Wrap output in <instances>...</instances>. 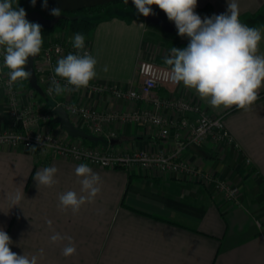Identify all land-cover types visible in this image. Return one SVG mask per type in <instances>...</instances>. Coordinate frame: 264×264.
Instances as JSON below:
<instances>
[{
    "label": "crops",
    "instance_id": "1",
    "mask_svg": "<svg viewBox=\"0 0 264 264\" xmlns=\"http://www.w3.org/2000/svg\"><path fill=\"white\" fill-rule=\"evenodd\" d=\"M114 1L118 2L116 10L124 14L100 20L85 37L90 54L98 61V75L91 82L136 87L140 83L136 68L141 60L165 65L164 58L170 55V49L185 48L189 39L175 37L155 42L159 32L147 28L149 21L138 12L132 0L127 5L123 0H47V7L44 0H36L44 15H50L53 8L70 11ZM228 2L231 0H197L195 12L203 19L211 18L226 13ZM236 2L241 23L261 29L264 37V0ZM151 7L153 15L168 20L158 6ZM42 36L47 38L43 33ZM258 54L264 55V38ZM104 66L107 72L102 70ZM18 91L25 102H35V107L41 109L66 98L103 111L131 110L143 105L116 99L109 93L94 95L83 88L53 99L37 93L27 80L18 85ZM170 92L198 105L210 116L221 115L231 143L207 137L202 144L186 146L179 154L190 166L236 183L239 201L228 202L212 186L168 172L97 168L86 163L100 176V191L94 200L73 214L60 209L58 198L68 190L81 194L75 168L85 162L54 156L38 148L2 145L0 229L13 241L11 251L37 255L38 264H264L263 232L253 221V218L259 219L264 224V87L248 111L236 107L213 109L194 90L182 84ZM156 93L166 95V90ZM5 98L0 86V129L9 125ZM196 115L187 116L195 120ZM70 121L84 131L79 121L74 118ZM49 127L54 134L74 140L64 134L59 123L51 121ZM109 130L116 133L108 144L116 151H172L181 142L172 133L167 139L159 138L150 125L116 122ZM104 144L100 139L95 145ZM52 166L58 169L57 183L51 188L38 186L33 179L35 173ZM16 191L22 199L18 206L11 208L7 195ZM48 221L52 222L51 227ZM56 233L71 237L76 248L74 255H62L69 243L67 239L55 244L50 242Z\"/></svg>",
    "mask_w": 264,
    "mask_h": 264
},
{
    "label": "clouds",
    "instance_id": "2",
    "mask_svg": "<svg viewBox=\"0 0 264 264\" xmlns=\"http://www.w3.org/2000/svg\"><path fill=\"white\" fill-rule=\"evenodd\" d=\"M31 3L35 6L36 0ZM123 3L127 5L128 0ZM132 3L145 17L153 14L152 5L158 6L168 20L174 22L178 35L189 39L185 48L172 47L170 55L164 58L167 79L194 90L213 109H251L264 87V55L258 54L264 37L261 29L241 23L236 0L228 2L226 13L204 19L195 12L197 0H132ZM44 7H47V0H44ZM61 11V8H53L50 14L59 17ZM26 16L25 9L19 4L14 6V0H0V56H3L0 72L8 69L9 88L15 84L22 86V82L30 78L31 73L25 70L28 59L38 56L43 46L41 26L29 22ZM72 45L76 52L67 54L56 63L49 95L62 96L68 91L87 88L98 75V61L85 50L84 34L75 33ZM102 70L107 72V66ZM56 77L64 83L61 84ZM71 107L75 108V105ZM57 172L54 166L44 167L35 173L33 179L38 186L51 188L57 183ZM75 175L79 178L81 194L68 190L58 198L60 209L70 210L73 214L95 199L101 182L100 176L86 163L76 166ZM21 199L19 191L7 195L11 208L18 206ZM253 221L264 231L259 220L253 218ZM51 223L48 221L49 227ZM65 239L69 243L63 248L62 255L70 257L76 253L71 237L56 233L50 237V242L55 244ZM12 244L10 236L0 229V264H38L37 255L17 254L11 251ZM39 255H43V249Z\"/></svg>",
    "mask_w": 264,
    "mask_h": 264
},
{
    "label": "built area",
    "instance_id": "3",
    "mask_svg": "<svg viewBox=\"0 0 264 264\" xmlns=\"http://www.w3.org/2000/svg\"><path fill=\"white\" fill-rule=\"evenodd\" d=\"M58 35L54 39L48 36L44 38L41 53L33 59L38 85L42 88L44 96L53 99L57 96L49 95L48 89L52 83L56 63L66 54L76 52L70 32L62 31ZM85 50L90 53L86 44ZM2 65L3 56H0V67ZM166 68V65L144 59L136 68L140 81L136 87L126 88L117 84L90 82L87 88H83L94 95L109 93L119 100L143 103L142 106L131 110L117 111H103L87 105L82 106L68 98L57 101L52 107L44 109L35 107V102H25L19 95L20 84L8 87L6 74L8 69L5 68L0 72V86L5 91L9 125L0 129V146L8 145L29 150L38 148L49 151L54 156L85 162L97 168L125 170L140 168L146 173L168 172L172 176H181L187 181L212 186L214 190L222 193L225 200L236 203L239 201V186L236 183L205 173L198 167L190 166L180 157L179 153L184 147L200 145L207 137H212L216 142L227 140L229 143L232 142V138L223 127L221 115L210 116L198 105L171 95V89L177 88L180 84H173L165 77ZM56 79L60 80L59 77ZM60 82L64 83L63 80ZM161 89L166 90V95L156 93ZM58 105L66 110L69 118L79 121L87 133L100 137L105 144L88 145L80 138L71 142L54 134L49 124L55 118L53 110ZM72 105H75V108H72ZM189 113L197 114L195 120L187 116ZM116 122L150 125L156 129L159 138L167 139L172 133L174 138L182 143H178L172 151L159 149L154 153L145 150H112L108 144L116 133L110 131L109 126ZM245 161L247 164L250 163L249 159ZM260 224L264 226L261 221ZM262 232L264 236V231Z\"/></svg>",
    "mask_w": 264,
    "mask_h": 264
},
{
    "label": "trees",
    "instance_id": "4",
    "mask_svg": "<svg viewBox=\"0 0 264 264\" xmlns=\"http://www.w3.org/2000/svg\"><path fill=\"white\" fill-rule=\"evenodd\" d=\"M20 7L25 9L26 13L30 11H38L42 14L39 9V5L36 2L35 6L32 5L31 0H19ZM118 2L114 1L104 6H90L81 7L70 11H61V16H63L58 23L52 28H42L41 31L44 34H50L56 30L68 31L71 34L77 32L84 34L88 37L93 29L96 27L97 23L105 18H111L114 16L123 15L124 12L116 10ZM44 15V14H43ZM47 17H53V15H44ZM35 23V22H31ZM83 143L88 145H95L96 142L81 139Z\"/></svg>",
    "mask_w": 264,
    "mask_h": 264
},
{
    "label": "water",
    "instance_id": "5",
    "mask_svg": "<svg viewBox=\"0 0 264 264\" xmlns=\"http://www.w3.org/2000/svg\"><path fill=\"white\" fill-rule=\"evenodd\" d=\"M63 16H53V17H47L41 14L38 11H30L27 12L26 19L29 22H35L38 23L42 28H52L54 27L58 21L62 18ZM201 17V16H200ZM149 22L155 25H160L162 29L165 32H174L176 29L174 22L168 21L167 19L164 20L162 18H158L157 16L151 14L147 17H145ZM202 18V17H201ZM203 19V18H202ZM36 57H29L28 59V64L26 65V71H29L31 73L30 78L27 80L30 87L34 89L37 93L40 95H43V90L42 88L38 85L37 82V77L36 74L34 73V66H33V59H36ZM54 114L55 118L53 122L59 123L61 128L67 132L68 135L74 137V138H80V139H85L88 141H93L96 142L99 141L101 138L98 136H94L93 134L87 133L85 130L76 127L69 118L68 113L66 112L65 109L61 105H58L54 108Z\"/></svg>",
    "mask_w": 264,
    "mask_h": 264
},
{
    "label": "rangeland",
    "instance_id": "6",
    "mask_svg": "<svg viewBox=\"0 0 264 264\" xmlns=\"http://www.w3.org/2000/svg\"><path fill=\"white\" fill-rule=\"evenodd\" d=\"M16 4H19V0H14V6ZM19 7H20V4H19ZM147 28L148 29H154V30H157L159 32L160 35L156 36L157 38H154L155 42H157V41L160 42L162 39H163V41H166V40L168 41L170 38H175V37H179L180 38L181 37L180 35H178V31L177 30H175L174 32L168 33V32H165L160 25H155V24H152L151 22L147 23ZM62 31L63 30H56L55 32H51L50 34H44V33L43 34L46 35V37L48 36L50 39H54L57 36H59L58 34H60ZM71 35L73 36V34H71ZM146 35H148V32L146 33ZM72 36H71V38H72ZM167 44L169 45V43L166 42L165 43V47L168 48ZM153 45H158V44L154 43ZM63 132H64V134L68 135L66 131L63 130ZM69 136L70 135H68V137ZM69 138L70 139H76V138H74L72 136H70Z\"/></svg>",
    "mask_w": 264,
    "mask_h": 264
}]
</instances>
